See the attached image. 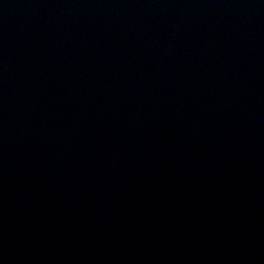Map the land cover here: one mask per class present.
Returning <instances> with one entry per match:
<instances>
[{"label": "water", "instance_id": "1", "mask_svg": "<svg viewBox=\"0 0 264 264\" xmlns=\"http://www.w3.org/2000/svg\"><path fill=\"white\" fill-rule=\"evenodd\" d=\"M0 264H264V0H0Z\"/></svg>", "mask_w": 264, "mask_h": 264}]
</instances>
